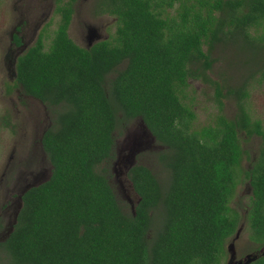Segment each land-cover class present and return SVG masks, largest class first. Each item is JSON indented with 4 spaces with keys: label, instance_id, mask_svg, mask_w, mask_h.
Here are the masks:
<instances>
[{
    "label": "trees",
    "instance_id": "trees-1",
    "mask_svg": "<svg viewBox=\"0 0 264 264\" xmlns=\"http://www.w3.org/2000/svg\"><path fill=\"white\" fill-rule=\"evenodd\" d=\"M73 1L57 0L60 18L48 46L43 30L16 58V78L7 85L8 93L21 88L50 113L41 137L50 176L22 194L13 230L0 241V261L224 264L226 243L242 220L230 203L243 182L251 188L246 230L258 252L264 125L246 107L247 79L222 86L208 72L211 50L223 44L237 49L242 66L255 67L250 77L264 81V0H98L101 13L117 17L116 31L112 42L90 48L67 33ZM190 78L213 85L219 108L199 127L185 102ZM227 96L235 99L232 117L222 112ZM140 119L161 146L154 154L161 175L139 161L129 168L140 196L133 213L110 167L116 133ZM9 125L0 116V127ZM242 135L260 138L247 168ZM250 264H264V255Z\"/></svg>",
    "mask_w": 264,
    "mask_h": 264
},
{
    "label": "rangeland",
    "instance_id": "rangeland-1",
    "mask_svg": "<svg viewBox=\"0 0 264 264\" xmlns=\"http://www.w3.org/2000/svg\"><path fill=\"white\" fill-rule=\"evenodd\" d=\"M23 2L24 0H0V116H8L11 124L0 127V241L13 221L20 187L24 183L31 182L34 175L40 178L47 177L50 170V165L40 145L42 130L50 118L49 111L44 109L39 101L26 95L21 88H16L10 93L7 92V85L13 83L9 66H12L11 60L14 57V53L8 50L9 33L19 16L16 8L21 7ZM91 2L92 0H77L76 12L69 27V36L83 46L82 35L85 28L83 22L99 23L89 15L88 8ZM57 18L55 16L54 20L56 21ZM54 28H56L55 24H47L43 27L46 46L49 44ZM204 49L207 50L208 47L204 46ZM8 53H10L9 60L6 58ZM210 53L214 62L208 72L209 76L219 81L222 86H237L247 79L249 96L246 99V107L250 115L255 119H260L264 125V81L257 80L259 74L255 77H250L249 74L255 67L253 65L242 66L237 49L231 46L219 44ZM243 54L242 52V59ZM246 54L248 53L246 52ZM262 59L264 60V58ZM188 83L189 86L184 90L185 102L191 105L196 113L194 125L199 127L212 122L219 112L213 85L201 78H190ZM222 101V112L226 116L232 117L236 110L235 99L227 96ZM139 121L128 123L116 133V154L117 150L122 147L125 133L129 130L135 131L139 126ZM142 142V150L137 153L136 161L151 167L161 175V169L154 157L155 152L161 146L156 141L150 142L148 139L147 142L145 137L142 138ZM259 143L260 138L256 135L250 138L242 135V147L248 152V157H245L241 162L243 168L249 166L250 159L256 154ZM114 162L110 167L111 181L119 198L131 207L134 196L128 191L125 183V186L121 187V176L116 175ZM120 167L117 168L118 172ZM40 173L41 175H39ZM246 186V182L238 185L236 194L230 203L231 207L237 209L242 215L238 238L233 241L237 260L253 252L254 249V244L248 238L244 219L249 196ZM231 241L232 237L227 241L226 246ZM227 260L228 253L224 264L227 263ZM0 264H6V260L0 261Z\"/></svg>",
    "mask_w": 264,
    "mask_h": 264
},
{
    "label": "flooded vegetation",
    "instance_id": "flooded-vegetation-1",
    "mask_svg": "<svg viewBox=\"0 0 264 264\" xmlns=\"http://www.w3.org/2000/svg\"><path fill=\"white\" fill-rule=\"evenodd\" d=\"M97 2L98 0H92L90 7L88 9H89V15L93 19L99 21V23L92 24V23L83 22V25L85 27L82 35L84 46L80 45L78 41L76 42L69 36L73 40V42L80 47L90 48L96 42H100V41L112 42L114 40L113 36L116 31L117 17L106 13H101L100 9L97 7ZM76 5H77V0H74L72 2L73 12L71 14V19L67 28L68 35H69L70 24L72 23L74 14L76 12ZM56 8H57V0H24L23 4H21V7L16 8L19 16L9 33V46H8L9 52L14 53V57L12 58L13 60H11L12 66L8 65L10 70V75H12L11 77L13 78V82L16 78V71H15L16 58L22 52H24L28 47L32 46L36 42L39 34L42 32L43 27L45 25L55 24L57 26V22L60 18V15L56 12ZM169 9L170 8H168L167 11L170 12L171 10ZM55 16L58 17L56 21L54 20ZM9 55L10 53L7 54L6 56L7 59ZM43 107L44 109L46 108L44 105ZM49 125H50V118L47 122L46 127L43 128L42 133L43 131L46 130V128H48ZM118 154L120 157V149L118 150ZM39 175H41V173ZM26 185L27 183H24L20 187V190L18 191L17 194H20V192L24 189ZM246 185H247L246 190L250 194L251 188L248 182H246Z\"/></svg>",
    "mask_w": 264,
    "mask_h": 264
},
{
    "label": "water",
    "instance_id": "water-1",
    "mask_svg": "<svg viewBox=\"0 0 264 264\" xmlns=\"http://www.w3.org/2000/svg\"><path fill=\"white\" fill-rule=\"evenodd\" d=\"M41 137H40V145L43 150V146L41 144ZM144 137L146 138L147 142H148V139L150 142L156 141L155 137L152 135L150 130L146 127L143 120L140 119L139 126L138 128L135 129V131L129 130L125 133L123 142H122V147L120 149V157H119L118 150H117L116 160L114 162V171L116 175L119 174L121 176V180H120L121 187H123V185L125 186L126 184L128 191L134 196V201L131 202V209L133 213H135L136 204L140 201V196L135 191L134 186L132 182L129 180L127 173H128L129 168L136 163V155L138 152L142 150V143H143L142 138ZM120 166H123V167H120ZM119 167H120V171L118 172L117 168ZM49 176H50V173L45 178H40L39 176L34 175L33 180L24 187V189L20 192V194H18V203L14 211L13 221L8 231L4 235V238H2V240L5 239L6 236H8L9 233L13 230V225L16 223L19 210L22 206V200H21L22 194L29 188L33 186H37L40 183L46 181L49 178ZM240 226L241 224L239 225L238 229L233 235L232 241L226 246V251L228 253V260L226 264H250L252 261L257 259L258 256L264 255V245H263L258 250V252H251V253L246 254L241 259H238V260L236 259V253H235L233 241L238 238V235L241 229Z\"/></svg>",
    "mask_w": 264,
    "mask_h": 264
}]
</instances>
